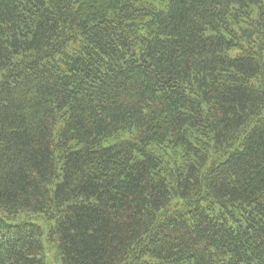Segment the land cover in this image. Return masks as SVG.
I'll return each instance as SVG.
<instances>
[{
  "label": "trees",
  "instance_id": "1",
  "mask_svg": "<svg viewBox=\"0 0 264 264\" xmlns=\"http://www.w3.org/2000/svg\"><path fill=\"white\" fill-rule=\"evenodd\" d=\"M0 264H264V0H0Z\"/></svg>",
  "mask_w": 264,
  "mask_h": 264
}]
</instances>
